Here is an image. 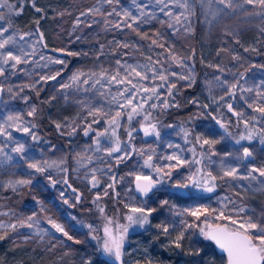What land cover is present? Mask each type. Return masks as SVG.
I'll use <instances>...</instances> for the list:
<instances>
[{
    "label": "rangeland",
    "instance_id": "1",
    "mask_svg": "<svg viewBox=\"0 0 264 264\" xmlns=\"http://www.w3.org/2000/svg\"><path fill=\"white\" fill-rule=\"evenodd\" d=\"M179 2L184 3L185 0ZM144 4L148 5L145 11L152 13L154 18L141 17L137 23L129 19L132 27H126L123 12L127 10L133 16H139L138 5ZM187 4V9L176 4L169 5L173 15L184 13L180 16V23L160 12L155 0H113L111 4L106 0H40L38 8L43 9L44 17L27 6L19 20L20 28L11 29L6 20L0 19V29H8L0 39L10 35L16 37V45H9L8 49L18 53L22 46L25 52L30 53L24 57L28 63L16 69L9 68L5 76L0 77V86L5 89L0 94V122L8 114L19 113L23 117L21 123L30 122L29 126L35 124L38 100L41 99L49 105V118L55 126L61 125L59 129L56 127L57 132L52 136L45 135L35 126L32 132L38 137L36 140L30 134L14 128L9 129L12 139L0 137V147L13 158L11 162L0 164V223L17 225L14 230L7 227L0 229V235H4L0 242L13 250L0 264H120L115 257L102 251V244L93 236L103 237L105 216L127 225V216L132 214V207L154 208L156 211L143 227L132 225L128 228L121 257L124 264H148L149 261L151 264H193L198 263L200 258L206 264H219L212 252L207 253L202 243L207 239L201 236L198 227L190 228L185 233L182 246L191 253L182 256L172 243L177 231L170 227V234L165 235L157 225L180 220L181 217L174 215L177 210L201 205L220 210L227 204L225 215L231 212L236 218L239 209L243 208L240 217L252 216L254 220H264V177L251 181L219 179L222 175L220 163L240 164L236 157L242 154L244 148L252 151L253 157L243 161V165H264V143H261L258 135L259 129L264 128V117L254 110L255 105L264 104L255 95L257 86L264 91V84H261L264 81V67H261L264 66V9L245 4L243 0H233L234 5H241L234 9L224 8L218 0H187ZM96 9L103 15L96 14ZM41 17L43 20L38 28L36 24H31ZM105 21L110 23L106 24ZM116 23H120L119 28L114 26ZM169 23L173 26L169 27ZM39 33H43L45 41L37 44ZM20 36H24V39L21 40ZM153 40L157 43L153 44ZM198 48H202L200 57L197 55ZM41 56L45 59H41ZM173 56L178 60H173ZM47 57L62 59L65 63H48ZM129 65L149 76L153 67L168 76L166 82L159 79L140 81L146 87L158 88L159 100L154 97L144 108L151 113L150 120L156 124L159 137L144 135L141 126L146 123L142 118L143 112L133 114L129 122V109H120L112 100L118 90L126 85L115 81L110 83L107 76L115 74L117 70L123 76L130 71L127 68ZM57 72L59 75L54 80L41 79ZM101 72H106L107 76L101 77ZM76 73L86 75H82L72 87H63L71 83V77ZM182 76L188 78L182 79ZM130 78L133 83L139 80L134 74ZM97 79L100 83L95 82ZM237 80L254 91L241 93L237 90L235 97L231 96L229 85ZM224 81H228V84H224ZM162 84L163 87H160ZM172 84L175 87L171 88L169 94ZM9 87L11 92L7 91ZM186 89L191 90L187 94V108L192 112V121H167L164 114L170 106L180 102ZM139 95L146 94L141 92ZM118 99L120 103L124 102L123 97ZM163 101L169 107L163 108ZM153 102L157 106L149 107ZM228 104H232V111H229ZM249 104L254 107L250 108ZM32 107L36 108V114L28 116ZM96 108L102 109V113L96 117L89 115V111ZM116 111H121L120 128L117 129L121 148L144 150L143 155L139 151H130L120 163L116 162V157L121 153L109 156L105 151L112 146L108 120ZM238 112L243 116H237L235 113ZM103 113H107V116ZM93 119H99V123H92ZM245 119L249 121L250 128L257 130V134L252 140L237 143L241 134H247L243 123ZM221 125L227 126V132ZM106 128L109 131L99 136L98 145L97 136ZM85 131H88V135L84 134ZM129 131L132 133L131 140ZM185 131L190 133L187 139ZM197 135L202 139L218 140L219 143L210 150L209 145L201 146L195 140ZM15 142L25 145L22 155L12 151ZM170 144L179 145V149L169 147ZM193 147L198 160L201 159L200 153H207L201 164H184L174 170L167 168L176 161L163 157L175 153L190 161L193 159L190 151ZM229 153L232 155H227ZM150 154L153 166L162 167L165 172L171 171V176H163V183L143 196L136 189L138 181L135 177L151 176L157 180L162 175L145 166L144 161ZM35 161H55L58 167L54 165L43 173L37 172L28 167V163ZM196 168L210 171L218 177L213 192H203L191 184L188 188L175 187L178 182H186ZM92 169L96 170L95 173ZM93 174L100 181L97 187L91 185ZM240 174H246L244 166L240 167ZM254 175L258 176L257 173ZM65 178L67 184L64 183ZM20 179H30L31 183L17 185L15 190L7 186L9 181ZM53 180L56 181L55 185ZM110 184L113 187H108ZM105 189L107 195L104 194ZM110 198L114 199L113 207L108 205ZM163 200H168L169 204L162 205L160 202ZM100 207L104 208L103 213L99 211ZM81 212L91 215L96 212L103 219L88 218ZM33 215L39 221V228L48 230L47 234L27 227V218ZM214 216L208 217L210 223L227 222L217 221ZM47 217L62 224L73 240L56 232ZM183 219L203 226L195 217L186 216ZM204 219L202 216L201 221ZM19 221L26 223L20 226ZM89 224L97 231H90L87 227ZM76 240L80 243H75ZM197 250L198 255L194 254Z\"/></svg>",
    "mask_w": 264,
    "mask_h": 264
},
{
    "label": "snow or ice",
    "instance_id": "2",
    "mask_svg": "<svg viewBox=\"0 0 264 264\" xmlns=\"http://www.w3.org/2000/svg\"><path fill=\"white\" fill-rule=\"evenodd\" d=\"M107 3L111 4L113 0H106ZM135 2V0H134ZM151 2V0H150ZM219 4L224 5V8H231L234 9L235 7H239L241 5L233 4V0H218ZM243 3L248 5H254L258 6L261 9H264V0H243ZM155 4L159 5V11L164 12L165 15L171 17L172 20H174L176 23H180V16L184 15V13H180L178 15H173V12L169 9V5L176 4V6L180 8L187 9L188 4L187 0H185L184 3H180L179 0H155ZM6 4L3 2V0H0V8L5 7ZM11 7V6H9ZM33 7L35 8V3L33 2ZM140 8L139 16H133L131 12L125 10L123 12L124 16V25L128 28L132 27L131 23H128V20L130 19L132 23H137L141 17L148 16L150 18H154L153 14L150 12L145 11V9L148 7L147 4L144 5H138ZM166 9H169L168 11H165ZM224 9H219V11H223ZM36 11H41V9L36 8ZM90 12L92 10H89ZM115 11V9H113ZM96 14L103 15L102 12H100L99 9L95 10ZM108 15H112V13H109ZM116 15H120V13H116ZM4 17L0 15V19H3ZM147 22V21H145ZM37 25L39 24V21H36ZM79 23V21H78ZM105 23H110L109 21H105ZM115 27L119 28L120 23H116L114 25ZM173 25L169 23V27H172ZM7 28L0 29V36H3L5 32H7ZM39 39L36 41L37 44H40L43 41V33H39ZM20 39L23 40L24 36H20ZM16 37L15 36H8L6 39H0V77L5 76L6 71L10 69H16L17 66L21 64L28 63L29 61L24 59V57L30 55V53H27L24 51L23 47L21 46L19 48L18 53L13 52L12 50L8 49L9 45H16ZM153 44L157 43V41L153 40ZM44 47H47L46 44L43 45ZM126 46V45H125ZM163 47V45H161ZM62 51V50H61ZM35 52V45H33V53ZM68 55H78V53H68ZM41 59H45V57L41 56ZM48 63L53 64H64V60L53 58V57H47L46 58ZM173 60H178L177 57L173 56ZM117 64H119V61H117ZM264 67V66H261ZM127 68L130 69L129 72L125 73L123 76H121L119 70L115 72V74L111 76H107L106 72H101L100 76L105 77L107 76L108 81L111 83L115 81L118 84H125L126 86L122 90H118L117 94L112 97V100L115 101L120 109L128 108L129 111L127 112V119L130 122L133 118V114L140 115L141 112L144 113L143 120L146 122L145 124H142V128L144 131L145 136L149 135H155L156 137H159L160 133L157 130V126L155 123H152L150 120L151 113L147 111V109L144 108V105L148 101H152L155 97L156 100H159V94H158V88L156 86L152 87H146L143 84L140 83V81L144 80H156L159 79L160 81L166 82L168 80V76L163 73V71H157L155 67L151 68V76L142 73L141 71H137L136 68H133L132 66H127ZM222 71V70H221ZM134 74L135 77H139V80L136 83H133V80L130 78ZM59 75V72H57L55 75H47L42 76V80H54L56 79V76ZM86 75L82 73H76L71 77V83L64 84L63 87L70 88L73 84L80 81L81 76ZM91 75H96V73H92ZM171 75H176V73H172ZM118 77H120L118 79ZM182 79H186L188 77H181ZM241 78H243V74H241ZM84 83H87V80L83 81ZM96 83H100V80L97 79L95 81ZM224 84H228V81H224ZM247 83V81H245ZM261 84H264V81H261ZM34 87V86H33ZM160 87H163V84L160 85ZM175 84L170 85L169 94L171 88H174ZM231 92L229 93L231 96L235 97L237 90L241 93H251L254 91L252 87L245 88L243 85L240 84V81L237 80L235 83H232L229 85ZM23 89H21L22 91ZM5 91V89L0 86V94H2ZM8 92H11L12 89L9 87L7 89ZM144 93L146 95H139V93ZM127 93L128 95H125ZM103 95V93H101ZM255 95L256 97L264 101V91L260 90L259 86L255 89ZM118 97H123L124 102L120 103V100ZM223 99V97H221ZM133 101H136V103H133ZM247 102V101H246ZM157 105L155 102H153L149 107L155 108ZM250 108L254 107L253 104L248 105ZM162 107L167 108L169 107L168 103L166 101L162 102ZM207 107V105H205ZM229 111H232V104L227 105ZM254 110L261 113L262 117H264V104H257L254 107ZM36 108L32 107L30 111H28V116H35L36 114ZM102 113V109L96 108L89 111V115H92L94 117L98 116ZM237 116L242 117L243 113H235ZM104 116H107V113H103ZM121 117V111H116L114 115L111 116V118L108 120V124L111 128L110 133V139L112 140V146L105 149V151L108 153L109 156H112L113 153H121V155L116 157V162L120 163L121 160L124 159V157H127L129 155L130 151H139L140 155L144 154V150L140 149L137 150L135 147H129L127 149L121 148V140L119 136L117 135V129L120 128V118ZM252 119H255L253 117ZM23 120L22 115L19 113L16 114H8L6 118L0 122V137L7 136L9 139H12V134L9 129H15L16 131L27 133L31 135V138L33 140L38 139V137L32 132V129L35 128V124H31L29 126L30 122H24L21 123ZM92 123H99V119H93ZM244 127L247 132V134H241L239 139L236 141L239 143L241 140H252L254 136L257 134V130L255 128L249 127V121L244 120ZM56 127L59 129L61 127L60 124H57ZM91 128V125L88 126ZM221 127L225 128V131L227 132V126L221 125ZM109 129H105L104 132H101L97 136V144L99 145L100 140L99 136H103L107 134ZM85 135H88V131H85ZM190 133L185 131V139H187V136ZM258 135L260 136L261 143H264V128L259 129ZM129 140L132 139V133L131 131L128 132ZM195 140L198 143H201V146L203 145H209V149L216 144L219 143L218 140H209V139H202L201 136L197 135L195 137ZM16 146L12 148V151L18 154H23L25 152V145L19 142H15ZM169 147H175L179 149V145H169ZM97 150H100L99 148ZM183 150H181L182 152ZM190 151L193 154V159L190 161H186L181 158L178 154H172L166 157H163V159L168 161H176L175 164H169L167 165V168L174 170L176 167L184 164H194L199 165L201 164L203 158L207 153H200L201 159H196V150L195 147L190 149ZM214 154V153H212ZM227 155H232L231 153ZM0 156L3 157L2 160H0V164L11 162L13 159L12 156L8 155L4 151L3 147H0ZM253 157V152L250 151L248 148H244L242 151V154L237 156L236 159L239 160L241 163L237 165L232 164H225L223 161L220 163V171L222 175L219 176V179L224 180L225 178H231L232 180H257L259 177H264V165L260 167H254V166H248L243 165V161L248 160L249 158ZM152 161V155H148L147 159L144 161L145 166L153 168V170L158 173L162 174L159 179L153 180L151 176H136L135 179L138 181L136 184L137 191L142 194L143 196H147L149 192L153 190L158 184L163 183V176H171V171L165 172L164 168L159 166H153L151 163ZM210 161V156H209ZM211 162V161H210ZM56 165V162L53 161L51 163L44 161L41 163L40 161H35L28 163V167L35 169L37 172H45L48 168L53 167ZM58 167V165H56ZM244 166L246 168V174L242 175L240 174V167ZM66 171V170H65ZM95 169H92V172L95 173ZM254 173H257V175H254ZM113 181H115V177L112 178ZM218 179L216 175H213L210 171L205 172L201 168H196L195 171L192 173V175L188 176L186 178V182H178L175 187L177 188H188L189 184L192 185L193 188L200 189L203 192L211 193L215 190V181ZM139 181H144V183H139ZM31 183L30 179H20L16 181H9L8 187L13 188L15 190L17 185H28ZM53 185H55L56 181H52ZM64 183L67 184V179H64ZM100 181L99 179L93 174L91 177V185L92 187H97L99 185ZM264 183V182H262ZM71 187V185H69ZM108 187H113L112 184L108 185ZM73 191H76L75 189H72ZM105 195H107V190L105 189ZM100 197L97 196V200H99ZM227 199V198H225ZM77 200H79V196H77ZM65 203H67V200H65ZM162 205H168V200H163L160 202ZM127 207V205H125ZM173 207H175L173 205ZM227 210V204L224 205L223 209L217 210V209H210L206 206H197L194 208H184L182 210H177L174 215L177 217H181L180 220L176 221L173 220L169 224L161 223L157 225L158 228L161 229V231L165 235H169V228H173L177 231V235L172 240V243L176 248L182 247V241L185 239V233L188 231V229L193 227H198L199 232L202 236H204L207 240L214 241L215 244L219 247V249L226 254L225 260L226 264H264V220H254L252 216H246V217H240L239 213L243 212L244 209H239V212L236 214V218H233V215L231 212L228 215H225V211ZM43 211V208L41 209ZM99 211L101 213L104 212V208L100 207ZM156 209L154 208H148L145 209L144 207H132L130 209V212L132 214H129L127 216L128 224L123 225L119 224L118 222L114 221L113 219L105 216L104 220L106 223L103 226V237H97L93 236V239H97L98 242L102 244V251L108 255L115 257L116 260L120 261V264H124L123 260L121 259L123 253V244L124 239L127 235L128 228L132 225H139L143 227L144 224L149 223V216L152 215L153 212H155ZM232 211H236L233 209ZM212 214H215L214 219L224 220L227 221L226 223H210L208 221V217ZM191 216L195 217L196 221H200L204 225V227H200L199 224L196 223H188L186 219H183V217ZM204 217L205 219L201 221V217ZM48 223L51 224L52 228L55 229L56 232L62 233L63 236L67 237L68 240H73V237L69 235V233L65 230L64 226L55 220H53L51 217L46 218ZM20 226L25 225V221H19L18 222ZM5 227L10 229H15L17 227L16 224H8L5 225L3 223H0V229H4ZM27 227L29 228H36L37 233L44 232L45 234L48 233L47 229H41L39 228V221L36 219L35 215L30 216L27 218ZM90 231L96 232L97 229L93 228L91 224L87 225ZM6 235V233H5ZM4 235H0V239H3ZM75 243H80L79 240H76ZM194 254H199V250L196 251ZM90 264V262H89ZM148 264H151V261L148 262Z\"/></svg>",
    "mask_w": 264,
    "mask_h": 264
},
{
    "label": "trees",
    "instance_id": "3",
    "mask_svg": "<svg viewBox=\"0 0 264 264\" xmlns=\"http://www.w3.org/2000/svg\"><path fill=\"white\" fill-rule=\"evenodd\" d=\"M3 2L6 4L5 7L0 8V15H2L4 20H6L7 24L11 29H17L21 27V17L23 15L25 7L29 6L31 9L36 11V8H38L40 4V0H3ZM33 2L35 3V8L33 7ZM11 6V7H9ZM39 9H41L39 7ZM38 13L42 14L44 17V11L41 9V11H38ZM43 17L37 19L36 21L43 20ZM36 21L32 22L31 24L38 28L39 24L37 25ZM202 54V48H198L197 55L200 57ZM191 92V90H184L182 92L181 100L177 105H172L169 107V109L166 111L164 114V118L169 121V122H174V121H183V122H191L192 121V112L187 108V94ZM41 100V99H40ZM38 100L39 103V109L37 113V117L35 119V126H38V128L44 132L45 135L52 136L57 132V128L54 124V122L49 118V111L50 107L49 105L47 106L45 102L42 100ZM113 202L114 199L110 198L108 201V205L110 207H113ZM83 215L86 217H91V218H98V219H103L101 217V214H97L96 212L94 214H88L86 212H81ZM203 245L206 246L207 253H213L217 257V260L219 261V264H226L225 260V255L223 253H220L217 248L215 247V244L210 241L206 240L203 242ZM178 252L180 255L185 256L190 254L191 252L189 249H186V247H181L177 248ZM13 251V250H12ZM12 251L9 249L8 246H6L3 242H0V263H3L6 258L9 257V255L12 254ZM13 254H15L13 252ZM22 253L19 254L20 257H22ZM204 258V256L202 255ZM24 259V257H23ZM200 261L198 263L200 264H206L204 260L199 259ZM191 263V262H189ZM197 262H193V264H198ZM192 264V263H191Z\"/></svg>",
    "mask_w": 264,
    "mask_h": 264
},
{
    "label": "water",
    "instance_id": "4",
    "mask_svg": "<svg viewBox=\"0 0 264 264\" xmlns=\"http://www.w3.org/2000/svg\"><path fill=\"white\" fill-rule=\"evenodd\" d=\"M43 41H45V39H44V37H43ZM211 241V240H210ZM212 242H214V241H212ZM214 244H215V242H214ZM215 246H216V248H217V250L220 252V253H223L220 249H219V247L215 244ZM223 254H225V253H223ZM226 255V254H225Z\"/></svg>",
    "mask_w": 264,
    "mask_h": 264
},
{
    "label": "flooded vegetation",
    "instance_id": "5",
    "mask_svg": "<svg viewBox=\"0 0 264 264\" xmlns=\"http://www.w3.org/2000/svg\"><path fill=\"white\" fill-rule=\"evenodd\" d=\"M202 227H204V225L202 226ZM202 236V235H201ZM204 242H205V240H204ZM214 243V242H213ZM216 247V246H215ZM225 255V254H224ZM226 256V255H225Z\"/></svg>",
    "mask_w": 264,
    "mask_h": 264
}]
</instances>
